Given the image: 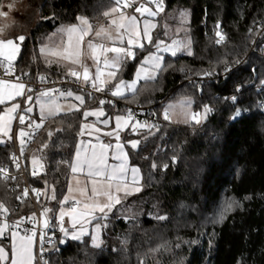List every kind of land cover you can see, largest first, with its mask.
<instances>
[{"label": "trees", "instance_id": "16d2710c", "mask_svg": "<svg viewBox=\"0 0 264 264\" xmlns=\"http://www.w3.org/2000/svg\"><path fill=\"white\" fill-rule=\"evenodd\" d=\"M19 2L31 13V21L16 59L17 72L31 80L63 76L39 54L42 37L79 16L94 23L105 20L104 12L114 5L113 0ZM163 5L154 41L162 35L165 15L188 8L182 35L190 37L192 54L165 55L154 80L141 82L135 92L120 98L158 117V123L144 124L152 127L123 135V140L139 141L136 150L127 151L130 163L140 168L143 190L129 197V214L114 211L101 221L107 225L101 231V247H93L88 237L60 244L59 234L57 250L46 254L48 264H264V0H164ZM217 24L224 37L219 44ZM153 46L134 49L136 58L124 62L122 77L129 78L138 59ZM227 63L236 67L221 76ZM207 72L219 76L187 82ZM184 97L192 99L195 111L205 106L212 111L199 124H175L160 115L166 99ZM98 102L85 95L84 106ZM103 106L108 114L124 113L121 104ZM237 109L241 115L233 119ZM30 118L39 120L35 114ZM81 122V109L44 119L25 150L26 182L42 192L55 187L56 200L48 198L49 191L37 202L52 209V222L67 189ZM12 151V143L0 142V163H10ZM33 156L43 165L36 176L31 175ZM24 183L20 176L0 178V202L11 218L34 210L29 197L16 199ZM0 243L9 247L6 239Z\"/></svg>", "mask_w": 264, "mask_h": 264}, {"label": "snow or ice", "instance_id": "6c2138e0", "mask_svg": "<svg viewBox=\"0 0 264 264\" xmlns=\"http://www.w3.org/2000/svg\"><path fill=\"white\" fill-rule=\"evenodd\" d=\"M116 7H112L109 11L104 12L105 17H111L113 14L118 13L119 19H111V23L108 28L103 25L99 26L94 30L93 25L89 22L86 17H77L78 24H72L62 28L60 31L64 34L66 39H62L60 45L49 47L44 45L41 48V53H48L57 60H49L48 62L54 63L63 60L65 62L71 63L73 65H79L82 68V79L85 84H91L95 91L103 92L106 90L107 86L112 84L113 81L117 80V73L122 68L123 63L128 59H135L136 52L134 49H143L145 47V42L147 44H153L156 48L155 53H150L149 56L145 57L144 61L141 63L139 69L136 72V79L127 83L123 80H119L114 84V90L112 91L113 96H123L124 89L136 91V84L139 80H151L155 79V76L150 73L149 67L156 70L161 69V61L163 57L158 55L159 52L171 51V54L175 56L179 48V42L173 41L172 45H167L163 40H155L151 35V29L156 28L155 23H151L148 19L143 21V28H140V21H138L136 15H127L122 9L133 8L136 4V0H113ZM147 4H154L156 10L148 7ZM147 4L140 3L139 6L134 7V12L139 13L141 17L147 14V17H156L159 13L164 11V0H147ZM6 12L0 11V16H7ZM181 17H186L187 13L181 12ZM219 25H217V28ZM113 29L114 33L113 34ZM5 31L4 27H0V33ZM102 41H108L112 46H108L105 43H94L93 40H88L86 42V47L89 50V58L93 60L96 65L95 74L90 72L89 67L83 63L82 57L84 56L83 46L85 45V37L93 35ZM166 34V33H165ZM219 39L216 43H222L224 37L221 32H216ZM125 37L127 40L125 41ZM26 37L24 35L17 36L15 39H3L0 38V67H3L6 76H15V66L14 61L21 53V45L25 41ZM119 43L122 46L117 47L116 44ZM176 49V50H173ZM111 54V55H109ZM189 54L191 52L189 51ZM101 59L102 66L104 68L111 69L107 72V76L111 77L110 80L102 79L101 71ZM236 63H239L237 61ZM230 67H225V72L230 71ZM69 76L75 78L76 80L81 79V72L77 71L75 68H69ZM211 73H206L210 75ZM27 75V73H24ZM40 81L46 80V77L40 76ZM33 91L25 83L21 81L19 76H15V80L0 78V105L5 104L7 101L15 100L16 97L25 96L27 92ZM58 90L49 89L47 91L41 92L37 99L40 97L50 96L53 92ZM60 96L72 97L74 93L72 91L59 92ZM91 96V93H88ZM33 97L31 95L26 96V101H32ZM75 99L79 101V105H74L68 109V111H80V106L85 104V97L82 95H75ZM235 101L236 97H231ZM106 101L100 100L99 104L104 105ZM110 103V102H109ZM172 107V106H170ZM20 108L19 104L13 103L11 107H8L4 114H0V135L8 136L9 139L12 138L11 123L13 119L17 117L14 115ZM32 108L28 107L24 109L25 112H32ZM62 107L55 101L50 103L41 102V116L40 122L31 121L25 115H19L18 119L21 124L25 123L28 119V127L39 129L43 126V114L45 111L49 115H56L62 111ZM212 109L205 106L204 115L201 116L199 113L192 115V120L195 123H201L202 119L207 118V114L211 112ZM105 113L101 107L98 110L91 111L85 110L83 116L85 118L89 116H95L99 119L104 116ZM241 115V110L237 109L234 116L235 119ZM199 117V118H198ZM164 118L169 119L168 110H165ZM133 119L131 112L128 113V118L125 120L124 117L117 116L116 127L112 131L105 132L104 135L109 137H115L117 143L115 146L111 144L100 143L99 145L92 144L91 141L84 142L81 141L78 145L75 160L70 163L69 167L71 172L76 175H84L87 178V182L84 187L78 188L76 191L83 197L82 200L76 199L74 195H65L60 201V208L58 212V223L59 231L63 233L64 238L80 241L84 236L90 235L88 228L85 225L92 224L95 222V232L91 234L92 246L99 248L101 247L103 241L100 239L99 233L102 228L107 227L106 224H102L101 221L107 220L110 213H113L117 206L123 204L124 199L133 192L142 191V187H135L134 189L129 188V184L139 185L142 180L140 175V169L136 167L129 168L127 153L124 151V145L120 143V131L123 128L129 126V122ZM123 121V124L121 123ZM103 124L107 125L109 123L108 119L102 121ZM139 122L131 124L132 131L137 130V125ZM141 127L151 125H140ZM101 129L96 128L94 124L83 123L80 126L79 135L83 136L86 133L92 135L93 132L99 133ZM20 144H21V154L24 152V137L30 134L23 129L19 132ZM52 133L49 132V136ZM99 140V136L96 137ZM132 148H136L139 141H129ZM46 146V145H45ZM112 149V159L119 161L118 164L108 163V151ZM13 162L15 163L17 169L20 168L19 158L13 155ZM33 171L31 174L33 176L38 175L36 171V165L39 164L41 168L43 165L40 163L39 159L35 156L32 158ZM153 168L156 167L155 164L152 165ZM167 168V165L164 166ZM129 173H131V180L128 179ZM0 175L3 176L5 180L15 177L11 176L10 173L3 167H0ZM77 180V184H79ZM88 183L91 184L89 189ZM29 189H24L22 196L16 197V199H21L22 197H27L29 195ZM48 196L51 200H56L55 187L49 186L45 191L39 189H31V192L35 193L37 202H39L42 195ZM68 192L72 193L73 188L69 184ZM71 204L69 207L65 205ZM231 204L228 205L230 209ZM9 209L0 202V214L8 213ZM52 209L44 207L40 213L41 217H49V213ZM65 217L70 221V227H65ZM31 222L36 223L35 213L28 218ZM158 219H165V217H158ZM23 223V218L15 222L14 224H8L7 222L0 223V238H7L11 241L9 247H5L0 244V264H39L40 260H43L44 253L49 251L45 247V244L51 245L52 250L56 249V243L54 240L55 233L50 237L47 232L41 230L39 233V249L35 248L37 231L35 228L26 229L24 234H20L19 231H14L13 229H19L20 225ZM54 227L51 222V218H46L43 220V229H48ZM60 239L59 243L64 244L67 239ZM44 264H48V261L44 260Z\"/></svg>", "mask_w": 264, "mask_h": 264}, {"label": "rangeland", "instance_id": "374dc122", "mask_svg": "<svg viewBox=\"0 0 264 264\" xmlns=\"http://www.w3.org/2000/svg\"><path fill=\"white\" fill-rule=\"evenodd\" d=\"M19 1L20 0H3L2 1L1 7H0V11L6 12L8 15L6 17L5 16H0V27H4L5 28V31L3 33H0V38H3V39H10V38L11 39H15L17 36H20V35H24L25 36V35H27L29 33V31H30L29 23L31 21V18H30L31 13L23 6L24 3L23 2L20 3ZM143 3L147 4V0H144ZM147 6L152 8L154 11L156 10L154 4H147ZM112 7H116V5L114 4L107 11H109ZM124 12L127 15H133L134 14V15L137 16L138 21H140L141 30L143 28V21L145 19H148L151 23H155L157 25L156 28L150 30L151 31V35L154 37L155 31H156V29L158 27V24H159L158 20H156V19L164 11L159 13V15H157L156 17H147V14H145L144 17H141V16H139V13H135L133 11H128V10H126ZM181 12L187 13V16L186 17H181V15H180ZM189 14H190V11H189L188 8H182L180 10H176V11H173L172 13H170V14L165 15L163 17V19H162V24L160 26H161V28H163V31H162V35L157 40H163L165 42V44H167V45H172L173 41L179 42V48L181 50H177V54L175 56H177V55L190 56L192 54V47H191V39H190V37L188 35H182V32H185L187 30V23L189 21ZM79 17H82V16H79ZM105 19L106 20H102V21L95 22V23L90 21L89 19L88 20L93 25L94 30L97 29L101 25H103L105 28H108L110 23H111V19H117L118 20L119 19V14L115 13L111 17H105ZM78 23H79L78 20H76L74 23L64 24V25H61V26L57 27L55 29L56 31H54V33L52 31L51 36H52L53 40H51V41L54 44V46L60 45L62 39H66V37H64V34L60 31L62 28L66 27V26H69V25H72V24H78ZM113 34L115 35L114 29H113ZM88 40H93L94 43H105L108 46H112V45L108 41H102L99 38H96L94 36V34L93 35H89L88 37H85V45L83 46V51H84L83 59L86 62V65L89 67V69L92 68L93 70H95L96 69V65L93 62V60L91 58H89V50L86 47V42ZM126 40H127V37H125V41ZM144 42H145L146 46H150V44H147L146 41H144ZM116 46L119 47V46H122V45L117 43ZM153 48L154 49L152 51H149V50L146 51L138 59V61L136 63V66H135V69L133 71L132 78H131L132 81L134 79H136L137 69L140 68L141 63L144 61L145 57L149 56L150 53H155L156 52V48L154 46H153ZM173 50H176V49H173ZM189 51L191 52V54H189ZM109 55H111V54H109ZM158 55L162 56L163 58L165 57V55L173 56L171 54V51H168V52L161 51V52L158 53ZM101 65H102V59H101ZM145 67H149L150 73L152 75H154V76L156 75V72H157L156 69L151 68L148 65H146ZM83 83H84V81H83ZM69 90L72 91V92L74 91L73 88H71ZM77 92H78V94H74L72 97H68V96H47V97H40L39 100H38L37 97L39 96V94L37 96H35V106L37 108V111H39V114H40V119L39 120L36 119L35 122H40L41 119H42V116H41V102H43V103H50L52 101H55V102H66V103L67 102H71V101L75 102V100H73L75 95L84 96L83 91H77ZM170 106H172V107H170ZM25 107H27V108L31 107L33 110H32V112H29V113H31V114L35 113L34 103L33 102L29 103V101H26ZM66 109H69V108H66ZM165 110H168V113H169V119L168 120L171 121L172 123H175V124H186V123H191V122L195 123V121L192 120V118H191L193 114L199 113L201 116L204 115V108L199 110V111H195L193 109V101H192V99L190 97L177 98V99H166L162 103V105L160 106V111H159L160 115L163 118H164ZM64 111H68V110H64ZM203 120L204 119H202L201 122ZM140 125H144V124L140 122L137 125V130L135 131V133L140 131V129L146 128V126L141 127ZM20 130H21V128L18 129V133L17 134H19ZM18 140L20 142L19 135H18ZM32 158L33 157H30L31 168H33ZM39 161L41 163L40 159H39ZM40 168H41L40 165L37 164L36 165V169L40 170ZM76 190L77 189H75V187H74L73 188V192L69 193L68 190L66 189V192L63 195V197L65 195H74L76 197V199L82 200L83 197ZM50 195H51V192H50ZM129 197L130 196H128L126 199H124V202H123L122 205L117 206V209L115 210V212L117 214H119L121 216H124V215H127V214H129L131 212V210L133 208H132V205H130L131 203L128 202ZM221 204H222V202H221ZM65 207H68V206L65 205ZM59 208H60V206H59ZM59 208L57 210V214H56L57 218L56 219H58ZM40 212H42V210ZM46 218L47 217H41L42 225H43V220L46 219ZM64 226L65 227H70V221H69V219L67 217H65ZM85 226L88 228L90 235H86L83 238L88 237L89 242L92 245L91 234L95 232V222H93L92 224L85 225ZM101 231H102V229H101ZM99 235H100V239L102 240L101 232L99 233ZM62 238H64L63 233H61L60 239H62ZM64 239H67V238H64Z\"/></svg>", "mask_w": 264, "mask_h": 264}, {"label": "built area", "instance_id": "2783aa9c", "mask_svg": "<svg viewBox=\"0 0 264 264\" xmlns=\"http://www.w3.org/2000/svg\"><path fill=\"white\" fill-rule=\"evenodd\" d=\"M144 0H136V4L133 6V8H125L123 9L124 11L128 10V11H133L134 12V7L139 6L140 3H143ZM2 0H0V6H1ZM219 25L218 30L219 32H221V34L223 35V31L220 28V24ZM219 39V37L216 38V40ZM245 57H242V60H244ZM14 66H15V76H19L21 78V81L23 83H25L29 88H31L33 91L31 92H27L25 94V96H21V104H20V108L17 110V112L14 114L17 118L14 119L13 121V126H12V132H11V136L12 138L9 139L8 138V142L12 143L13 145V151L11 154V158H10V163L8 164H2L0 163V167H3L4 169H6L8 171V173H10L11 176L13 177H22L24 179V189H29V195L27 197L30 198L34 210L31 214L27 215V216H20L18 218H11L9 216V212L6 214H0V223L1 222H7L8 224H14L15 222L21 220V218H23V223L20 225L19 229H13L14 231H19L21 234H24L26 229H33L35 228L37 231V238H36V244H35V248L38 251L39 249V233L41 230H44L47 232L48 236H52L53 233H55L54 236V240L56 242L57 238L59 237L60 231H59V223L58 220L56 219L54 222H52V224L54 225V227H50L48 229H43V225H42V219H41V215H40V211L43 210V208L38 206L37 203V199L35 196V193L31 192V189H36L34 187H31L27 182H26V170H25V166H26V160H25V150L28 147V145L31 143V141L33 140V138L37 135V129L35 128H31L28 127V123L29 120L26 119L24 124H21L19 122V115H25L24 111H23V102L26 98L27 95H29L30 93H41L44 91H47L49 89H55L58 90L56 92H53L50 96H56L59 95V92L63 91V92H67L69 89L73 88L74 90L77 91H83L84 95H86L89 98H93V99H97L98 101L100 100H104L107 103L110 102V104H121V107H123L124 113L125 115L128 116V113L131 112L132 114V121L134 122H141L143 124H156L158 123V117L156 114H151L149 112V109L138 105V104H128L125 103L123 101H121V97L122 96H113L112 95V91L114 90V84L116 83H112L110 85L107 86L106 90L103 92H98L95 91L91 84H85L82 83L81 79L80 80H76L75 78L71 77V76H60V77H56V78H48L46 77V80L41 82L39 77L31 80L29 79V77L27 75L21 74L17 72V65H16V60L14 61ZM225 67H230V69H234L236 67L235 65H231L229 63H227L225 65ZM225 67L223 68L222 72L220 73L221 76H225L226 74H228L230 71L225 72ZM207 73H211V72H207ZM15 76H6L4 73V69L3 67H0V78L3 79H10V80H15ZM219 74H213L211 73L210 75H206L202 74L200 76H192L187 78V82L189 84H196V83H204V82H209V81H213L216 80L218 78ZM45 77V76H44ZM238 90H240V88H238ZM88 93H91V96L88 95ZM124 95V94H123ZM229 101H233L231 99V97L229 98ZM27 118H30L29 115H25ZM31 119V118H30ZM33 121V120H31ZM24 129L26 132H28L30 135L24 137L25 140V144H24V152L23 154H21L20 148H21V144L18 140V129ZM13 155H15L16 157L19 158V163H20V168L17 169L15 163L13 162ZM33 171V169L31 170V172ZM36 171L38 172L39 170L36 169ZM32 175V174H31ZM0 178L4 179L2 175H0ZM5 180V179H4ZM7 180H14V179H7ZM19 196H22L19 195ZM24 197H22L21 199H19V201H21ZM35 213L36 215V223L31 222L28 218L31 217L33 214ZM50 218V217H47ZM45 247L48 248L49 250H52V246L45 244ZM53 251V250H52ZM48 252V251H47ZM47 252L44 253V257L43 260H40L39 264H44V260L46 258V254Z\"/></svg>", "mask_w": 264, "mask_h": 264}, {"label": "crops", "instance_id": "0c3cea01", "mask_svg": "<svg viewBox=\"0 0 264 264\" xmlns=\"http://www.w3.org/2000/svg\"><path fill=\"white\" fill-rule=\"evenodd\" d=\"M1 7V6H0ZM140 16V14H139ZM106 20V19H105ZM56 31V30H54ZM53 31V33H54ZM52 32H49L47 33L44 37H42L39 45H38V52L39 54L44 58V60L50 64L48 61L49 60H57L56 57H53L51 56L50 54L48 53H41V48L44 46V45H48L49 47H53L54 44L52 43L51 40L52 39V36H51ZM55 37V36H54ZM191 47H192V44H191ZM82 60H83V63L86 64V62L84 61L83 57H82ZM163 61L161 62V65H162ZM124 64V63H123ZM51 65H56L57 68L59 69V71L61 72V75H66V76H69L67 73H68V69L69 68H75L77 71H80L81 72V81L83 83V79H82V73H83V70L82 68L79 67V65H73L71 63H68V62H65L63 60H60L59 62H54V63H51ZM101 71H102V79L104 80H110L111 77H108L107 76V72L108 71H111V69H108V68H104L102 65H101ZM121 71V69L119 70ZM117 73V80L116 82H118L119 80H123L127 83H131L132 81V75L129 77V78H125V77H122L121 73L122 71L119 73ZM90 72L94 75L95 74V70H93L92 68H90ZM158 75V70L156 72V75H155V78L157 77ZM151 80H154V79H151ZM143 81H150V80H139V82L136 84V89L137 87L139 86V84ZM114 82V81H113ZM124 95H130L133 93V91L131 90H127V89H124ZM74 94H78V92L76 90L73 91ZM38 94L40 93H30L29 95H31L33 97L32 101H30L31 103L33 102L34 103V110H35V115L40 119V114H39V111H37V108L35 106V96H37ZM56 96H60V95H56ZM85 97V95H84ZM73 100H75V102H56L57 104H59L61 107H62V111L59 112V114L61 113H66V112H70V111H64V110H68L66 108H70L74 105H79V101H77L75 99V97L73 98ZM29 102V103H30ZM15 103V104H21V97H16L15 100H10V101H7L5 104H2L0 105V114H4L6 109L8 107H11V105ZM25 103H26V98L24 100V102L22 103L23 104V111L24 109H26L27 107H25ZM74 104V105H73ZM103 108V111L105 113L104 116H101L99 119H97V117L95 116H89L87 118H85L83 116V112L85 110H91V111H95V110H98L100 108ZM80 109H81V116H82V122L81 124L83 123H87V124H94L96 128H99L101 129V131L99 133H96V132H93L92 135H88L87 133L83 136L81 135H78V139H77V143H76V146H75V150H74V153H73V156H72V159H71V163L75 160V154H76V150H77V147L78 145H80L81 141H84V142H88V141H91L92 144H95V145H99L101 142L102 143H105V144H111L113 146H115V144L117 143L115 137H109V136H106L104 135L105 132H109V131H112L113 129H115L116 127V120H115V117L117 116H121V117H124V119L126 120L128 118L127 115L125 114H108L104 108L103 105H100L99 102L96 103V104H90V105H86V106H80ZM74 111V110H73ZM24 114L25 115H34V114H31L29 112H25L24 111ZM58 115V114H56ZM56 115H49L47 113V111L44 112V117H43V120L44 119H47V118H50V117H54ZM104 119H108L109 120V123L107 125L103 124L102 121ZM13 121L14 119L12 120V123H11V127L13 126ZM35 122V120H33ZM121 123L123 124V121H121ZM135 122L134 121H130L129 122V126L126 127V128H123V130L120 131V143H122L124 145V151L127 153V157H128V166L129 168H132V167H136V168H139L137 165H133L130 163V160H129V155H128V151H127V148H130V149H133V150H136L138 148V146L136 148H132L131 147V144L128 143L129 141H138L137 139L135 138H131V139H126V140H123V135L124 133L127 131V130H132L131 128V124H134ZM140 123V122H139ZM24 130V129H23ZM80 132V130H79ZM99 136V140L96 139V137ZM0 142L1 143H6L8 142V136H3V135H0ZM108 163L109 164H118L119 161L117 160H114L112 159V149H109L108 151ZM140 169V168H139ZM140 175H141V171H140ZM142 176V175H141ZM128 179L131 180V173H129V176H128ZM77 180H79V184H77ZM87 182V178L84 176V175H80V174H76L74 175L72 172H71V169L69 168V176H68V181H67V190L69 188V184H71V187L75 189H78V188H81V187H84L85 183ZM141 182V181H140ZM140 185V184H139ZM139 185H132V184H129V188L130 189H134L135 187H139ZM88 187L90 189L91 187V184L88 183ZM136 192H133V194H135ZM131 196V195H129ZM68 207L71 206V204L69 203L67 205ZM58 220V219H57ZM2 223V222H1ZM21 234V233H20ZM60 235H61V232H60ZM0 239H6L9 246H10V243L11 241L7 238H0ZM2 245L5 246V244L3 243H0ZM6 247V246H5ZM7 248V247H6Z\"/></svg>", "mask_w": 264, "mask_h": 264}]
</instances>
